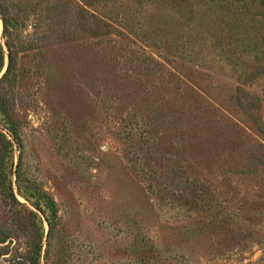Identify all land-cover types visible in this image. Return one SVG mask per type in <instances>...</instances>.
I'll return each mask as SVG.
<instances>
[{
  "label": "rangeland",
  "instance_id": "1",
  "mask_svg": "<svg viewBox=\"0 0 264 264\" xmlns=\"http://www.w3.org/2000/svg\"><path fill=\"white\" fill-rule=\"evenodd\" d=\"M2 2L0 264H264V0Z\"/></svg>",
  "mask_w": 264,
  "mask_h": 264
},
{
  "label": "trees",
  "instance_id": "2",
  "mask_svg": "<svg viewBox=\"0 0 264 264\" xmlns=\"http://www.w3.org/2000/svg\"><path fill=\"white\" fill-rule=\"evenodd\" d=\"M243 1V0H241ZM214 2V1H213ZM0 15L1 20L3 22V38L5 39L4 45L0 42V76L4 72L5 65H6V57L8 59V65L5 70V73L3 74V77L0 79V87L3 86V84L11 81L15 77V71L17 70L18 66V58L20 55V52H23L26 49L25 45L21 42L19 39V30L23 28L22 24H20L19 18L12 17L9 9L7 6L0 0ZM54 18L56 15L53 13ZM58 25V23H57ZM17 41L18 44L14 43V41ZM0 123H3L4 129H6L10 135L17 140L19 138L17 127L13 124V118L12 113L9 110L8 106V100L6 95H3L0 92ZM0 138L7 143V145L11 144V141L7 139L5 134H3L0 131ZM3 163H5L4 168L7 165L6 157L3 160ZM17 181L20 184L21 179L18 175ZM21 190V187H19ZM23 191V190H22ZM24 198L28 201V203L34 207L38 212L41 213L42 217L39 216V214L32 212L28 209L29 215L34 218V223L36 226V231L39 233V237L37 238V244L35 248V253L32 260V264H40V253H41V246H42V240L44 237L43 232V219L48 223L50 231L53 227V224L55 222V219L57 217V210L54 205V202L50 200L45 194L40 192H25ZM8 195L12 198L13 201L16 203L17 200L14 197V194L12 192L11 186L8 188ZM20 207L25 208L24 210L27 211V207H25L22 204H18ZM9 234L7 232H1L0 231V244L5 243L8 239Z\"/></svg>",
  "mask_w": 264,
  "mask_h": 264
},
{
  "label": "water",
  "instance_id": "3",
  "mask_svg": "<svg viewBox=\"0 0 264 264\" xmlns=\"http://www.w3.org/2000/svg\"><path fill=\"white\" fill-rule=\"evenodd\" d=\"M5 73V72H4Z\"/></svg>",
  "mask_w": 264,
  "mask_h": 264
}]
</instances>
